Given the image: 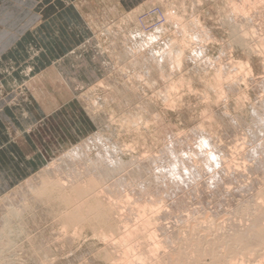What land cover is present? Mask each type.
I'll list each match as a JSON object with an SVG mask.
<instances>
[{
    "label": "rangeland",
    "instance_id": "obj_1",
    "mask_svg": "<svg viewBox=\"0 0 264 264\" xmlns=\"http://www.w3.org/2000/svg\"><path fill=\"white\" fill-rule=\"evenodd\" d=\"M112 1L113 0H87V2L84 1L83 3L81 2L80 4H77L76 7L79 6V8L81 9V12L84 14L85 18L87 19V21L85 20V22L76 20L71 14L68 16L67 14H65V12L63 13L64 16H62V14H61L57 19H55L54 25L56 24L58 26L57 23L59 21L61 22L60 23L61 28L59 29V31L55 30V34L57 36H59V39L64 43V45L66 44V41L64 38H62V36L67 35L66 34V32H67L71 38H74L76 40H80V41L89 40L85 43L86 47L84 45L81 47V49H80L81 51L85 52L87 50V48L88 49L93 48V47L90 48L88 46L93 45V46H95L94 50L99 52L101 55L104 56L103 67H104L105 75L103 76V78L100 81H98L94 85L80 91L81 93L78 94V96L75 100L76 104L68 108V113H70L72 115V118L69 116L67 118L66 124L64 126L63 138L58 139V141L44 140L41 143V145L38 148V156H39L40 160H43V163L38 165V163L35 162L37 160L35 156L20 155L18 157L12 150L7 153L8 156L13 161L20 162L19 163L20 165L16 170L18 171L19 168L22 167L23 172L28 173L29 176L24 180H22V178H20L14 182H9V184H13V183H16L17 181H19L15 185L11 186V188L4 193H1L2 191L0 190V264H117V263L118 264L119 263L120 264L121 263L122 264H128V263L129 264H135V263L136 264H140V263L141 264H150V263H153V261L156 262L157 264H160V262L158 263L160 258H162L164 255H167L171 252V249H170V247L172 248L171 244L166 243V242H169L168 238L170 236L168 234H170V233L173 234L174 231H176V230L178 231L179 229H183V228L186 229L188 227L187 225L190 223L189 220L192 219V218H190V216L185 217L184 215H188V214L190 215L191 211L193 214L195 211L196 216H192V214H191V217L195 218V217H198L199 215L201 216L202 214L204 215L206 213L207 216L209 215L208 216L209 220H206L207 218L205 219L206 223L208 221L209 222L211 221L212 217H210V216H212L213 213H215L214 217L215 216L219 217L221 215L222 217H220L219 220L216 217L215 218L217 220L213 218L215 223H214V221L211 223L208 222L207 224H209V225L207 226V224H206V226L204 228V232L202 231L203 233H201L202 235L205 234L206 236L209 233L207 236L208 240L211 239V236H212V239L216 240L217 237H219L223 234H226L225 233L226 230L233 229V225H228V224H227L228 226H225V228H224V224L226 225V221L228 220L227 218L229 217V214H228L230 212L229 210L234 211V210L238 209L243 204L245 205L246 204L245 201H247V200L252 201V202H256V205L260 204V201L261 202L264 201L262 198L263 197L262 193H264L263 192L264 180H262L263 177H261V176H264V173H263L264 162L262 163V161H264V153L259 154L258 153L259 150H257L259 148L260 149L262 148V151L264 150V148H263L264 147L263 146L264 145V119H263L264 118V102H263L264 101V96H263L264 95V91H263L264 90V81H263L264 80V52H263L264 51V43L261 42L262 40L264 41V38H263V36H264V0H249L247 2H245V0H145L140 5L132 6L130 8H127V10H124V9L120 10L119 7L114 2L112 3ZM233 2H237L238 5L242 4L246 8H248V13H249V15H251L249 17V20H251L252 16H253V19L251 20L252 22L249 21V24H250V28H252V31L254 32L253 35L254 34L255 35L254 36L252 35L251 38H250V35L248 36L249 42L253 43L252 45H251V43L248 44L247 45L248 48L246 45H241L238 42H236V40L233 36V33H232V26H234V28L239 27L240 26L239 20H241L240 18H243L241 16V14H243L242 12H240V13L237 12V14H236V13H233L231 11V8L233 7L232 6ZM92 3H94V4H92ZM238 14H240L239 15L240 18H239V16H236ZM234 16L238 17L237 18L238 21ZM256 18L258 21L256 20ZM227 20H229V21H227ZM253 21H257V22L255 23ZM228 22H230V23H228ZM229 24H231V25H229ZM255 26H256V28H255ZM261 27H262V29H261ZM62 28H64L66 30V32H63ZM262 34H263V36H262ZM70 37H67V38L70 39ZM252 40H253V42H252ZM171 41L172 42L174 41L175 51L176 52L180 51L182 54V58H179L177 53L172 54L174 56H171V57H170V53L168 54L167 48H171L173 45V43ZM256 46L258 48H256ZM261 47L263 48V50ZM249 48H251L252 50L255 49L256 51L254 50L255 52L254 51L251 52L252 50L251 49L249 50ZM258 49H259V51H258ZM248 50L250 53L248 52ZM35 51H36V49H35ZM43 51H44V49H43ZM257 51L261 55L257 54ZM166 53H167V55H166ZM161 55L163 57L162 59H160ZM35 57H34V59H35ZM28 62H32V58L29 60L26 59V62L22 63L21 65L18 63V64H14L13 66L6 67L5 69H8L9 71L5 72L4 75L7 77L4 81H0V84L2 83L4 86L5 83H7V82L11 83L10 81L15 79L17 76L20 75L19 73H21L22 69L24 68V66L27 65ZM31 64L34 66L35 65L34 61ZM240 64H243L242 66L246 69L242 70V67ZM248 65H249L250 69H247ZM1 66L3 67V65H1ZM238 69L241 70V72L238 71ZM251 70H252L253 76H252ZM246 71H248V72H246ZM1 72H4V68H0V73ZM34 72L37 73V70H35ZM238 72H239V74H237ZM242 72H243V74H241ZM244 73H246V75ZM247 73L249 76L247 75ZM220 74H221V76H220ZM222 75L223 76L229 75V76L228 77L224 76V78H223ZM35 76H36V74H35ZM236 76H238V77L236 78ZM251 77H253V78H251ZM245 78H246V81L244 82ZM221 80H224V81H221ZM241 80H242V82H241ZM20 81H22V79ZM20 81H18V82L16 81L17 83L13 82L14 83V84H12L13 86L11 84L9 86L5 85L7 88H6V91L4 93H2V89L0 88L1 96H3L4 99H5L6 93H8L10 90H12L11 89L12 87H13V89L18 88L17 90L19 91V93H21V95L24 96L23 98H21L19 100L13 101L11 103V106H15V107H11V108L20 107L21 104L23 103V99H25V97H29V89H28L29 85H28V88L23 89L22 88L23 86L20 83ZM220 81L222 82V84ZM255 81H256L257 85L256 84L253 85L255 83ZM251 82H252V85H251ZM219 84H221V85H219ZM33 87H35V84H33ZM172 87L175 88L173 91H172ZM219 87H220V89H219ZM7 89H8V92H7ZM256 89H258V90H256ZM219 90H220V92H219ZM226 92H227V95H226ZM259 92H260V94H263V95H261L263 97H261L260 94H258ZM219 95H221L223 98ZM259 99L260 100L262 99V101H260ZM219 100H221V101H219ZM258 102H259V104H258ZM256 103L258 104L259 107L256 106L257 105ZM260 103H261V105H260ZM260 106H261V112L258 109V108H260ZM257 111H258V113L256 114L255 112H257ZM224 112H226V113H224ZM256 116H259V117L263 116V117L262 118L258 117V119H257L258 121H257L255 119ZM235 117L237 118V120ZM231 120H234V122L232 123ZM238 121H240L241 123H239ZM252 121H253V123H252ZM235 122H236V124H235ZM237 124H239V125H237ZM241 124H243V125L241 126ZM251 124H252V126H251ZM1 125L3 127V124H1ZM235 125H237V126H235ZM258 125L259 126L261 125V126L259 127ZM238 126L239 127L241 126L243 128H239ZM43 127L46 131H49L51 129V123L49 122L48 119H43L39 122H35L31 126V128H32L31 134L36 131V132H38L37 136L41 138V132L40 131L43 129ZM54 127H55V129L58 128L57 131H59V129L62 127V125L57 123V125H55ZM199 127L203 128V129H200ZM235 127H236V129H235L236 131L234 130ZM247 127L249 128V134H251V135L253 134L252 135L253 138L249 137L251 135L248 134V131H247L248 128ZM256 127H258L259 129L261 127L263 128V129L262 128L260 129L261 133L258 132L259 129L258 128L256 129ZM240 129L241 130L243 129V130L241 131ZM252 129H253V131H252ZM261 130L263 131V133ZM7 131L10 133V129ZM208 132H210V133L208 134ZM246 132H247V134H246ZM256 132H258L257 133L258 136L256 135ZM206 133H207V135H206ZM227 133H229V134H227ZM27 134L24 135V138L27 137ZM212 134H213V136H212ZM209 135H211V137ZM238 135L240 136V138ZM186 136H188V137H186ZM196 136H197V138H196ZM231 136H232V139H231ZM209 137L211 140V146H209L208 144L205 143V138L209 139ZM212 137L215 139H213ZM237 137L239 140H237ZM10 138H11V136H10ZM40 138H38V139L41 141ZM181 138H182V140H183V138H185L184 141H182ZM194 138L198 141V144H197V141L194 140ZM203 138H204V140H203ZM257 138L259 140H257ZM217 139L219 142L218 144H216ZM240 139L242 141H240ZM215 140H216V142H215ZM89 141H91L93 145H90L91 143L89 144ZM232 141L235 145L237 144L236 145L237 148L235 145H233ZM234 141H236V142H234ZM237 141H238V143H237ZM83 142L90 145V147L88 145L86 152H88L89 157L90 158L92 157V159H97L100 153L105 154L106 151L108 150V147H111L112 152L114 154V157L118 158L119 160L123 161L124 163H126V162L130 163V165L125 164L129 168L132 166L131 162H133V161H135L138 164L142 163V161L144 162V160L146 162L151 160L150 162H152V163L154 161V165L157 163V165H155L156 168L153 167V169L157 172H155V171L154 172L155 173H159V172L163 173L165 176L164 180H168L169 182H166L165 184H163L164 185V186L162 185L163 187L160 186L162 188V190H161V188H159V190L154 189L155 192L156 191H157V193L160 192V194H158V195H156L157 193L155 194L153 190H149L151 194H149L148 196L151 197L152 199H154L152 201L151 198L149 199V197H147V196H146L147 198L144 197V195H147L146 193H149V191L147 192L146 190H144V192L146 191V193L144 194L143 190H141V189L134 191V189L131 190V188H129L130 189L129 190L128 188L125 187V188H121L118 190L117 188L114 187L115 184L113 185V183L118 182V180L121 181V179L122 180L126 179L125 177L128 174L127 172L124 174H121V175L119 174V175L115 176L113 179L106 180V182L104 184L105 185L104 186V188H105L104 192L106 191V187H109V188H107V190H109L110 192L106 191V193H111V196L114 195V196H112V199H113V203H115V205H117V204L120 205L117 202H118V199H119V201L121 200L120 201L121 205L119 206L120 209H118V210H119V212H121V214L122 213L123 214L121 215L117 212L116 213L117 215L115 214L114 217L116 216L117 220L120 219V221L121 220L122 221L121 222L118 221L119 223L115 222V221H117L115 218V220L112 222L113 224L111 225V227H113V228H110V225H109L110 223H109L108 224L109 226L108 225L105 226L108 229L106 230L105 227L103 226L101 228V231L98 230V228H100L101 225L96 223L97 221H94L95 223H93V224H96L98 227H96V225L92 226L93 224L91 222H88V224L86 223L87 225L85 223L83 225H81L85 229L83 227H81V228L79 227L80 228V229L78 228L79 230L76 228V230H78V231L74 230V228L72 226L65 227V221L63 222L64 218L61 217V214L63 212H65L66 210H68L67 208H70L69 206L71 203H68V202H65L64 200H61L60 196L56 192L47 191V193L44 196H39L40 199L32 198L29 201H26V202L24 201L23 204H19V202H17L20 200V198L23 194H25L24 198H26L27 193L29 191H31V189H32L29 187L30 190H28L26 192V188H25L26 185L25 184L28 181H29L28 184L33 182L34 178L38 174L40 175L42 171H43L42 175L34 181V184L36 185V187H38L40 185L41 180H45V179L49 178L50 176L53 177V180L59 178L62 175V171L61 170L55 171V169L57 166H61L63 164L59 163L54 168H48V167L50 166V164L52 162L57 161V159L59 157H61L65 153H67L71 148H73V147H75V146H77ZM214 142H215V144H214ZM229 143H231V144H229ZM261 143H262V146H261ZM181 144H183V146ZM222 144H223V146H222ZM230 145H232V146H230ZM168 146H169V148H168ZM240 146H242V147L244 146L243 148L246 150L242 149V147H240ZM217 147H219V148H217ZM230 147H233V148H230ZM165 148H167L168 150H165ZM200 148L202 150H200ZM214 148L217 150L219 149L218 152H220V155L228 154V155L224 156L226 159L224 157H223V159H221V160H223L222 163H224L225 165L222 164L220 161L216 165L213 164L214 165V167H213V165H210V164L206 163V161H204L209 155L208 151H210L211 149H213V151H217ZM224 148L225 149L228 148V149L225 150ZM235 149H238V151ZM253 149L256 150L255 152H257L256 155L258 157L254 156L255 152L253 153V155L249 153V151L253 152L254 151ZM162 150H165L166 152L169 150L170 151L166 153L165 151H162ZM172 150H174V153H172ZM176 150H178V151H176ZM186 150H188L189 152ZM220 150L226 154H223ZM228 150H229V152H228ZM242 150L244 152H241ZM196 151H198V152H196ZM183 152H184V156L182 154ZM19 153L23 154L22 152H19ZM164 153H166V154L164 155ZM180 153L182 154L181 156H180ZM190 153H191V155L192 154L193 155L191 156ZM205 153H207L208 155H206ZM230 153L232 156L229 155ZM246 153H248V154H246ZM155 154H156V157H155ZM200 154H202V155H200ZM233 154H235V155H233ZM175 155H179L180 157H182V159L184 158L183 164L185 162V164H184L185 167H184V165H180V166H178V168H179L178 169L174 165L173 162H169L171 159V158H169V156L174 157ZM188 155H190L191 158L196 157L197 159H200L202 161V163L200 160L196 161V158L195 159L192 158V162L195 165V167H194L193 163L191 162V159H189ZM199 155L201 158L198 157ZM203 155H204V157H203ZM260 155L263 157H261ZM135 156H137V157H135ZM144 156L145 157L149 156V157L145 158ZM185 156L188 158H186ZM233 156H235V157H233ZM236 156H237V158H236ZM248 156H249V158H248ZM253 156L256 157L255 161H254ZM138 157L142 158V159H139ZM162 157H163V159H162ZM230 157H232V158H230ZM239 157H241V158H239ZM158 158H161V160ZM229 158H230V160H229ZM155 159H157V160H155ZM249 159H252V160L249 161ZM260 159H262V160L260 161ZM167 160H169V161L166 162ZM228 160H229L230 164L233 163L231 165L232 167L229 166L230 164H229ZM159 161H160V163H159ZM162 161L164 164L162 163ZM194 161H196V162H194ZM198 161H199V163H198ZM239 161H240V164H238ZM247 162H251V163L255 162V164L253 166V163L251 164V163H247ZM257 162H258V164H257ZM260 162L263 165L262 164L260 165ZM165 163H167V164H165ZM171 163H172V165H171ZM241 163H243L244 166H242ZM245 163H247L248 165L247 164L245 165ZM15 164H18V163H15ZM162 164H163V166H162ZM196 164H199V166H201V168L203 166V170L204 169H208V170L203 171ZM221 164H222V167L224 166L223 168L221 167ZM164 165H166V166L164 167ZM186 165L190 166V167L188 168ZM217 165H218V167H217ZM236 165L237 166L240 165L238 167L241 170L238 167L233 168V166L236 167ZM168 166H169V170H168ZM210 166L215 168L214 171L211 170L212 167L210 168ZM258 166H260L261 168ZM174 167H176V168H174ZM226 167L228 170L226 169ZM247 167H249V168H247ZM157 168L158 169L161 168V170L158 171ZM195 168L196 169L200 168V169H197V171H198V173L200 171L199 175L204 177L205 179L198 176V173H197ZM232 168L234 170H232ZM246 168H247L248 173L246 171ZM250 168L252 170L255 169V171H260V172L257 173V172L252 171V173H251ZM258 168H259V170H258ZM176 169H177V171H176ZM216 169L217 170L219 169V170L217 171ZM243 169H244V173H243ZM170 170L172 171L171 173H170ZM183 170H185V171H183ZM181 171H183V172H181ZM189 171H191V174ZM194 171H195L196 175H195ZM205 171H206V173H205ZM210 171H212V174H208ZM225 172H227V173H225ZM231 172H232V174H231ZM237 172H239V173H237ZM174 173H176L177 175ZM181 173L186 174V175L179 176V174L182 175ZM201 173H202V175H201ZM203 173H205V174L203 175ZM235 173H237V175L239 177L241 175V180L239 177L236 176ZM240 173H242V174H240ZM233 174H235L234 177H233ZM188 175L189 176L192 175L193 179H192V177H190V179H188L187 178V177H189ZM221 175H223V176H221ZM185 176H187V177L185 178ZM219 176H220V178H219ZM194 177H197V178H195L197 180H195ZM180 178H182V179H180ZM183 178H185L184 180H190L193 183L195 182L198 185H196L194 183V185H193L194 188H193L192 183L190 181L183 184L185 182L183 180ZM210 178H211V181L209 180ZM235 178H237V179H235ZM198 179L202 180V181H199ZM225 179H227V180L229 179V180L226 181ZM234 179H235V181H234ZM111 180H113V181H111ZM170 180H171V182H170ZM206 180H207V182H206ZM232 180H233V182H232ZM238 180L240 181L241 184L239 182L238 183L236 182ZM259 181H261V183ZM216 182H217V184H216ZM229 182H231V183H229ZM258 182H259V184H258ZM106 183L108 185H106ZM172 183H175V184H172ZM3 184H4L3 182H0V187H2ZM111 185H113V186H111ZM206 185H209L211 187V189L209 186H206ZM220 185H222V186H220ZM165 186L167 189L165 188ZM171 187H173V188H171ZM181 187H183L182 188L183 190H181ZM196 187L197 188L201 187V188L196 189ZM203 187H204V190H202ZM225 187L227 189L228 188H230V189L227 190ZM48 188L49 187H47L46 189L40 190V191H36L34 189V193L44 194V192L46 190H48ZM214 188H215V190L216 189L219 190L218 192L221 194H219V193L217 194V191H215ZM113 189L116 190V192H114ZM125 189H127V190H125ZM171 189H174V190L172 191ZM187 189H190V190H187ZM192 189L193 190L195 189V191H193ZM200 189H201V191H200ZM209 189L211 191H209ZM224 189H226V190H224ZM179 190H180V192L183 191V193L182 192L180 193ZM197 190H199V191H197ZM220 190L222 192H220ZM121 191H123L122 194H121ZM161 191L163 193H161ZM175 191H176V193H175ZM208 191H209V193L207 195ZM20 192H23L22 195H20ZM166 192H168V193H166ZM188 192L189 193L192 192V193H190L191 196L187 198L186 193L188 194ZM197 192H200L201 193L200 195L203 198H200L201 196L198 195ZM211 192L214 194H212ZM227 192H229V193H227ZM230 192H232L234 195L231 194ZM259 192H261V193H259ZM112 193H115V194L117 193L116 194L117 196L115 194H112ZM125 193H127V194H125ZM128 193L129 194L131 193V195H129ZM195 193H196V195H194ZM142 194H144L143 197H142ZM190 194H188V196ZM192 194H193V196H192ZM223 194H225V195H223ZM229 194H230V196H229ZM259 194L261 197L259 196ZM118 195H120V196H118ZM121 195L125 196L124 197L125 199ZM153 195H154V197H153ZM159 195H162V196H159ZM203 195L204 196L206 195V196L204 197ZM209 195H210V197H209ZM213 195H215V196H213ZM218 195H220V199H219V197H217ZM221 195L223 196V199H221L222 198ZM232 195H233L232 199H234V200L230 199ZM132 196L136 197L137 200H135ZM238 196H240V197L238 198ZM128 197H130L129 201L127 200ZM155 197H156V199L159 198V199H157L158 202L157 201L155 202ZM162 197H164V199H167V200H165L166 203L164 202ZM180 197H181V199H180ZM183 197H184V199L186 198L185 203H184ZM13 198H15V199H13ZM143 198L146 201L149 199L147 202H149V203L151 202V203H153V205L155 204L156 207L160 206L161 204H162V206L163 205H165V206H163V207L160 206L161 209H160V207H158V209L156 207H154L153 210H150V211L147 210L149 213L148 212L143 213V215L145 217H142V214L139 210H140V207L145 204L144 202H146L145 200H142ZM175 198H177V199H175ZM189 198H191V199H189ZM195 198L197 199V201L199 200L200 202L195 201ZM228 198L231 201H229ZM261 198H262V200H260ZM202 199L203 200L205 199V200L203 201ZM5 200H8V204H10L11 202H13V204H19L17 206L19 208L23 207L26 204H27L26 206H28L27 207L28 210L25 211L26 213H24L23 218L20 221V224L22 223V225L25 226L26 232H25V234L21 235L19 238L15 237V235L13 234V231L10 227V223L8 221V215H9V212L11 210V208H10L11 205L4 206L3 203ZM114 200H115V202H114ZM134 200H135L134 203L137 202V205L136 204L132 205ZM171 200H172V202H171ZM188 200H190V201H188ZM220 200L221 201L224 200V202L222 201L223 205H225V206H223V208L221 207L222 202ZM236 200H239L237 202L241 203L242 205L239 203H236ZM243 200H244V202H243ZM126 201L131 202V204H129V203L127 204ZM138 201H140V204H138ZM141 201H142V203H141ZM159 201H160V204H158ZM186 201L189 203V206H187L188 204ZM232 201H233L234 207H233V204L231 205V203H230ZM20 202H22V201H20ZM122 202L125 204H123ZM169 202H171V203H169ZM202 202H203V204H202ZM209 202H211V203H209ZM215 202H217V203H215ZM66 203H68V207L66 206ZM179 203H181V204H179ZM183 203H184V205H183V207H181ZM200 203H201V205H200ZM206 203H207V205H206ZM227 203H228V206H229V204L231 205L230 208L227 206ZM172 204L176 207L178 206L177 208L179 210L176 207L174 209V206ZM185 204H186L188 209L190 208V210H186ZM126 205H128V206H126ZM168 205L169 206L171 205L170 208ZM199 205H200V207L203 205L204 207L203 206L202 207L204 209L202 207H201L202 209H200ZM219 205H220V207H218ZM193 206L196 207L197 209H195ZM213 206H214V208H213ZM164 207L169 210V214H168L167 209L165 210L167 212L165 214L163 213V211L165 209ZM172 207L174 210L171 209ZM224 207H227V210L229 209L228 210L229 212L226 209H224ZM235 207H237V208H235ZM121 208H123V209L121 210ZM124 208H126V209H124ZM130 208H132V209H130ZM134 208H136L135 212H134ZM138 208H139V210H137ZM4 209L6 210V212L4 211ZM192 209H194V210H192ZM131 210H132V212H131ZM155 210L159 211L158 212L159 215ZM160 210H161V212H160ZM182 210L184 213L182 212ZM184 210H186L187 213ZM196 210H199V211H196ZM223 210H225V212ZM174 211H177L178 213L177 212L175 213ZM211 211H212V213H211ZM226 211L228 213H226ZM129 212L131 214H129ZM136 212H138L137 216L134 217V215H136ZM155 212L157 213V215L161 219V220L158 219L160 222L159 224H158V221L156 219L159 217L156 216ZM179 212L182 215V217H184L182 219L180 218L181 221L184 219V221L182 223L183 224L185 223L186 225L181 226L182 223L179 219V216L181 217V215L179 214ZM188 212H190V213H188ZM197 212L199 213L198 215H197ZM132 213H133V218L134 219L138 218L137 220H134L133 218H131ZM216 213L218 215H216ZM222 213H223L224 217H223ZM140 214H141V216L139 217L138 215H140ZM150 214H152V215H150ZM162 214H164V215H162ZM174 214L175 215L177 214V215L174 216ZM195 214H193V215H195ZM169 215H170V217H168ZM247 215L249 217H253L254 211L252 208H249L246 211V213H245L246 218H247ZM128 216L129 217L131 216V217L128 218ZM152 216H153V218H152ZM164 216H166V217L164 218ZM171 216H174L173 218H176L178 216L175 219V223L178 222V219L180 222H178L176 224L174 223L175 225H172L173 223L170 224L171 223L170 222ZM225 216H226V218H225ZM62 218H63V220H62ZM141 218H145V219H142L143 220L142 221ZM167 218L169 220H167ZM173 218L171 220L172 222H174ZM185 218H188V220ZM223 218H225V219H223ZM133 220H134V222H133ZM139 220H141L140 221L141 223L139 222ZM147 220H149V221H147ZM150 220H151V223L153 221L152 225H150ZM163 220L164 221L166 220L168 222L167 225L170 224L169 225L170 229H168L169 226L165 227L167 225L165 224L166 222L162 223ZM185 220L188 224L185 222ZM135 221L139 222L138 225H134ZM217 221H219L218 224H217ZM123 222H124V224H123ZM144 222H146V224L148 223L152 227H147L149 225H145ZM155 222H157L158 225ZM90 223L92 225H90ZM117 223H118V225L116 227L113 226V225H116ZM127 223L129 226L127 225ZM132 223H133V225H132ZM17 224H18V222H17ZM136 224H137V222H136ZM153 224H155V225H153ZM243 224L245 225L246 222H243ZM124 225L126 226L127 229L125 228ZM141 225H142V228H141L142 230L145 228L144 229L145 231H143L145 235H143L142 230H139ZM159 225H160V227H159ZM219 225H221L222 227ZM121 226L124 228L122 229ZM175 226H176V228L174 229ZM135 227L136 228L138 227L137 231H136ZM146 227H147V229H146ZM158 227L160 229L163 227L164 228L162 230H158L159 229ZM213 227H214V229H211ZM166 228L168 229V233H167V231L164 232L165 230H167ZM111 229L115 230L114 233H112L113 231H110ZM215 229H217L218 231ZM125 230H127V231H125ZM138 230H139V232H141V235L138 234ZM211 230L214 231V234L217 231L215 234V237H213L214 234L213 235L211 234V232H212ZM98 231H100L103 234H100V232H98ZM106 231H108V234L111 235L108 237L109 239L108 238L105 239L103 236L104 234H107ZM130 231H136L135 235H137V236L135 238V235H134L133 238L137 239V241L139 240V242H142L143 239H144L145 243H147L148 240H150V241L147 244H144V242H142L143 244L142 243L139 244V242H137V241L130 243V241H129L130 244L129 243H127L128 245L126 244L129 247L124 246V244L122 242L121 243L123 245L120 242L118 243L117 240L120 239L122 241L121 235L123 236V234L130 233ZM160 231H161V233H160ZM222 231H224V233H222ZM74 232H77V233H74ZM164 233H165V236H164ZM74 234H76V235H74ZM99 234H100V236H99ZM113 234L115 235L116 238L114 237ZM146 234H148V235L149 234L150 235L156 234L155 235L156 237H153L156 240L145 239ZM158 234H160V235L158 236ZM210 234H211V236H210ZM143 236H144V238H143ZM140 237H141V239H140ZM162 237H163V239H162ZM115 241L117 242L118 245L116 244ZM155 241L157 244L155 243ZM159 242H160V245H159ZM163 242L165 244H163ZM152 243H154V244H152ZM112 244H115L114 245L115 247H113ZM132 244L134 246H130ZM161 244L166 245L167 247L163 246ZM121 245H122V247H121ZM155 245H157L159 247L158 248L159 251H161V249H162L161 253L154 247ZM161 246H162V248H160ZM118 247H120V248H118ZM134 247H137L138 250L135 249ZM165 247L167 248V250ZM123 248L125 249L124 251L122 250ZM129 248L130 249L133 248L134 251H140V250H143L146 248L145 250H147V251L144 250L143 253L141 251L135 252L136 254H134V255H136L137 256L136 257L132 254L134 251L130 250ZM113 249H115V250H113ZM126 249L127 250L129 249L130 251H133V252L128 251L129 252L128 253L126 251ZM164 249L166 251H168L167 254L164 251ZM122 251H123V253H122ZM147 252H149V253H147ZM158 252H159V254H158ZM243 252H245V253L249 252L248 253L249 255L256 253V251L253 249L252 250L244 249ZM126 253L128 255L129 254H131V255L128 256ZM150 253L153 257L150 255ZM155 253H156V255H155ZM142 254H146V256H143ZM154 255L156 257L158 255V257H160V258H156V257H154ZM131 257H134L135 263L132 262L133 258H131ZM138 257H139V259H138ZM147 257H150V258H147ZM122 258H124L125 260ZM130 258H131V260H129ZM153 258H154V260H153ZM243 258L245 259L246 256ZM121 259H122V261H121ZM126 259H128V260H126ZM156 259H158V261ZM255 259H256V262L255 263L252 262V264H257V263L261 264V261H264V250L261 252L260 255L258 252L256 254ZM139 260H141V261H139ZM148 262H150V263H148ZM204 262H205L204 264L212 263V261L209 257H207L206 260H204ZM156 263H154V264H156Z\"/></svg>",
    "mask_w": 264,
    "mask_h": 264
},
{
    "label": "bare ground",
    "instance_id": "obj_2",
    "mask_svg": "<svg viewBox=\"0 0 264 264\" xmlns=\"http://www.w3.org/2000/svg\"><path fill=\"white\" fill-rule=\"evenodd\" d=\"M247 1H249V0H245V2H247ZM231 3V2H230ZM232 8H231V11L233 12V13H236L237 14V12L238 13H240V12H242L243 14H241V16L243 17V18H240V14H238V15H236V16H239V18L241 19V20H239V24H240V26L239 27H237V28H234V26H232V33H233V36H234V38H235V40H236V42H238L239 44H241V45H248V44H250L251 42H249V40H248V36L250 35V38H251V36L253 35V31H252V28H250V24H249V21H251L252 19H253V16H252V19L251 20H249V17L251 16V15H249V13H248V8H246L244 5H242V4H240V5H238V3L237 2H233V4H232ZM231 12V13H232ZM258 16V15H257ZM260 16V15H259ZM232 17V16H231ZM235 17V16H234ZM255 17V16H254ZM236 19L238 18V17H235ZM234 19V18H233ZM232 19V20H233ZM235 19V20H236ZM255 19V18H254ZM231 20V19H230ZM256 20H257V18H256ZM227 21H229V20H227ZM237 21H238V19H237ZM258 21V20H257ZM257 21H253V22H257ZM231 22V21H230ZM230 22H228V23H230ZM252 22V21H251ZM250 22V23H251ZM237 24V23H236ZM229 25H231V24H229ZM258 26V25H257ZM262 26V25H261ZM254 28V27H253ZM255 28H256V26H255ZM261 29H262V27H261ZM231 30V29H230ZM254 30V29H253ZM261 31V30H260ZM262 32V31H261ZM260 33V32H259ZM255 35V34H254ZM253 35V36H254ZM259 36V35H258ZM261 36V35H260ZM262 36H263V34H262ZM254 38V37H253ZM263 38H264V36H263ZM251 40V39H250ZM259 40V39H258ZM172 42V41H171ZM234 42V41H233ZM235 42V43H236ZM249 42V43H248ZM252 42H253V40H252ZM262 43H264V41L262 40L261 41ZM173 43V45H172V47L171 48H167L168 49V54L170 53V57L171 56H174V55H172V54H176L177 53V55H178V57L179 58H182V54H181V52L180 51H175V48H174V41L172 42ZM184 43V42H183ZM182 43V44H183ZM257 43V42H256ZM253 43H251V45H252ZM250 45V46H251ZM262 45V44H261ZM170 46V45H169ZM239 46V45H238ZM255 46V45H254ZM259 46V45H258ZM245 47V46H244ZM263 47V46H262ZM261 47V48H262ZM247 48H248V46H247ZM254 48V47H253ZM256 48H258L257 46H256ZM251 48H249V50H250ZM260 49V48H259ZM259 49H258V51H259ZM249 50H248V52H249ZM252 50V49H251ZM255 50V49H254ZM254 50H252L251 52H253ZM262 50H263V48H262ZM256 51V50H255ZM254 51V52H255ZM258 51H257V54H259L258 53ZM261 52V51H260ZM264 52V51H263ZM136 53V52H135ZM165 53V52H164ZM250 53V52H249ZM166 55H167V53H166ZM249 55V54H248ZM259 55H261V54H259ZM160 56V55H159ZM263 56V55H262ZM163 57H162V55H161V57H160V59H162ZM169 58V57H168ZM167 58V59H168ZM195 60V59H194ZM234 61V60H233ZM33 62V61H32ZM32 62H28L27 63V65L26 66H24V68L22 69V71H21V73H19L20 75L19 76H17L15 79H13V80H11L10 82L11 83H5V85L6 86H9L10 84L12 85V84H14L16 81L18 82V81H20L21 79H24V78H27L28 76H30V78H34V76H35V70H32L33 69V65L31 64ZM136 62V61H135ZM241 65V67H242V70H245L246 68H244L242 65L243 64H240ZM246 67V66H245ZM240 68V67H239ZM247 69H250V67H249V65H248V68ZM238 71H240L241 72V70H239L238 69ZM249 71V70H248ZM248 71H246V72H248ZM244 72V71H243ZM243 72L241 73V74H243ZM251 73H252V70H251ZM152 74V73H151ZM237 74H239V72L237 73ZM245 75H246V73H244ZM250 74V73H249ZM244 75V76H245ZM247 75H248V73H247ZM220 76H221V74H220ZM223 76V75H222ZM224 76H226V77H228L227 75H224ZM224 76H223V78H224ZM239 76V75H238ZM238 76H236V78L238 77ZM243 76V77H244ZM249 76V75H248ZM252 76H253V73H252ZM183 77V76H182ZM246 77V76H245ZM263 77V76H262ZM217 78V77H216ZM221 78V77H220ZM241 78V77H240ZM249 78V77H248ZM251 78H253V77H251ZM250 78V79H251ZM31 79V80H32ZM31 80H29L28 81V83H27V81L25 80V81H20V83L22 84V88L24 89V88H27L28 87V85L30 84V82H31ZM226 80V79H225ZM228 80V79H227ZM230 80V79H229ZM255 80V79H254ZM221 81H224V80H221ZM220 81V82H221ZM236 81V80H235ZM246 81V78H245V80H244V82ZM248 81V80H247ZM264 81V80H263ZM14 82V83H13ZM16 82V83H17ZM219 82V83H220ZM241 82H242V80H241ZM27 83V84H26ZM147 83V82H146ZM224 83V82H223ZM249 83V82H248ZM254 83V82H253ZM261 83V82H260ZM32 84V83H31ZM115 84V83H114ZM145 84V83H144ZM221 84H222V82H221ZM221 84H219V85H221ZM256 84V81H255V83L253 84V85H255ZM259 84V83H258ZM3 86V84L1 83L0 84V88L2 89V93H4L5 91H6V86ZM251 85H252V82H251ZM257 85V84H256ZM260 85V84H259ZM13 86V85H12ZM11 86V87H12ZM146 86V85H145ZM228 86V85H227ZM263 86V85H262ZM20 87V86H19ZM147 87V86H146ZM191 87V86H190ZM257 87V86H256ZM255 87V88H256ZM259 87V86H258ZM222 88V87H221ZM254 88V89H255ZM9 89V88H8ZM8 89H7V92H8ZM11 89H13V87L11 88ZM18 89V88H17ZM175 88L174 87H172V91L174 90ZM183 89V88H182ZM191 89V88H190ZM189 89V90H190ZM219 89H220V87H219ZM14 90V89H13ZM218 90V89H217ZM256 90H258V89H256ZM260 90V89H259ZM263 90V89H262ZM261 90V91H262ZM191 91V90H190ZM264 91V90H263ZM262 91V92H263ZM219 92H220V90H219ZM223 93V92H222ZM258 94H260V92L258 93ZM223 95V94H222ZM226 95H227V92H226ZM261 95H263V94H260V96ZM219 96H221V95H219ZM264 96V95H263ZM263 96H261V97H263ZM182 97V96H181ZM222 97V96H221ZM225 97V96H224ZM260 97V98H261ZM208 98V97H207ZM223 98V97H222ZM220 99V98H219ZM258 99V98H257ZM260 100V99H259ZM219 101H221V100H219ZM260 101H262V99L260 100ZM264 102V101H263ZM262 103V102H261ZM261 103H260V105H261ZM153 104V103H152ZM257 104V103H256ZM258 104H259V102H258ZM258 104L256 105L257 107H259L258 106ZM255 106V105H254ZM255 108V107H254ZM147 109V108H146ZM257 109V108H256ZM259 109V111L261 112V106H260V108H258ZM255 110V109H254ZM263 110V109H262ZM256 111V110H255ZM139 113V112H138ZM224 113H226V112H224ZM256 114L258 113V111L257 112H255ZM263 113V112H262ZM258 117L259 116H256L255 117V119L257 120L258 119ZM261 118L263 117V116H260ZM259 117V118H260ZM236 118V117H235ZM234 118V119H235ZM254 118V117H253ZM264 119V118H263ZM236 120H237V118H236ZM253 120V119H252ZM232 121V123L234 122V120H231ZM254 121V120H253ZM253 121H252V123H253ZM258 121V120H257ZM237 122V121H236ZM236 122H235V124H236ZM239 123H241L240 121H238ZM260 123V122H259ZM233 125V124H232ZM237 125H239V124H237ZM237 125H235V126H237ZM243 124H241V126H242ZM262 125V124H261ZM260 125V126H261ZM239 127V128H243V127ZM251 126H252V124H251ZM250 126V127H251ZM254 126V125H253ZM259 126V125H258ZM259 126V127H260ZM234 127V126H233ZM255 127V126H254ZM200 128V127H199ZM198 128V129H199ZM245 128V127H244ZM248 128V127H247ZM258 127H256V129H257ZM262 128V127H261ZM260 128V129H261ZM200 129H203V128H200ZM199 129V130H200ZM236 129V127L234 128V130ZM238 129V128H237ZM259 129V128H258ZM260 129H259V131L258 132H260ZM263 129V128H262ZM241 130V129H240ZM243 130V129H242ZM241 130V131H242ZM247 130V129H246ZM255 130V129H254ZM203 131V130H202ZM201 131V132H202ZM236 131V130H235ZM248 134H249V128H248ZM252 131H253V129H252ZM257 131V130H256ZM262 131V130H261ZM200 132V133H201ZM205 132V131H204ZM239 132V131H238ZM258 132H256V135L258 136ZM198 133V132H197ZM199 133V134H200ZM210 132H208V134H209ZM253 133V132H252ZM261 133V132H260ZM262 133H263V131H262ZM203 134V133H202ZM205 134V133H204ZM218 134V133H217ZM227 134H229V133H227ZM246 134H247V132H246ZM182 135V134H181ZM186 135V134H185ZM184 135V136H185ZM193 135V134H192ZM206 135H207V133H206ZM215 135V134H214ZM249 135H251V134H249ZM253 135V134H252ZM252 135L251 136H249V137H252ZM160 136V135H159ZM189 136V135H188ZM188 136H186V137H188ZM199 136V135H198ZM210 137H211V135H209ZM212 136H213V134H212ZM228 136V135H227ZM230 136V135H229ZM239 136V135H238ZM185 137V138H186ZM190 137V136H189ZM193 137V136H192ZM208 137V136H207ZM210 137H209V139L208 138H205V143L206 144H208L209 146H211V140H210ZM215 137V136H214ZM219 137V136H218ZM236 137V136H235ZM234 137V138H235ZM180 138V137H179ZM185 138H183V140H182V138H181V140L182 141H184V139ZM196 138H197V136H196ZM213 138V137H212ZM211 138V139H212ZM220 138V137H219ZM227 138V137H226ZM239 138H240V136H239ZM245 138V137H244ZM253 138V137H252ZM200 139V138H199ZM213 139H215V138H213ZM228 139V138H227ZM231 139H232V136H231ZM194 140L195 141H197L195 138H194ZM193 140V141H194ZM203 140H204V138H203ZM222 140V139H221ZM224 140V139H223ZM226 140V139H225ZM237 140H239L238 139V137H237ZM252 140V139H251ZM250 140V141H251ZM257 140H259L258 138H257ZM174 141V140H173ZM240 141H242L241 139H240ZM263 141V140H262ZM190 142V141H189ZM200 142V141H199ZM215 142H216V140H215ZM215 142H214V144H215ZM224 142V141H223ZM234 142H236V141H234ZM91 143V144H90ZM191 143V142H190ZM202 143V142H201ZM213 143V142H212ZM219 142H218V139H217V143L216 144H218ZM222 143V142H221ZM220 143V144H221ZM232 143H233V141H232ZM237 143H238V141H237ZM241 143V142H240ZM89 144L90 145H93L92 144V142L91 141H89ZM89 144H86L85 142H83V143H81V144H79V145H77V146H75V147H73V148H71L67 153H65L64 155H62L61 157H59L58 159H57V161H54V162H52L51 164H50V166L48 167V168H54L55 166H57L59 163H61V164H63V165H61V166H57L56 167V169H55V171H59V170H61L62 171V175L59 177V178H57V179H54L53 180V177H49V178H47V179H45V180H41V182H40V185L38 186V187H36V185L34 184V181L37 179V178H39L41 175H42V172H41V174L39 175H37L35 178H34V181L33 182H31V183H29L28 184V182L25 184L26 186H25V188H26V192L28 191V190H30L29 189V187L30 188H32L31 189V191H29L28 193H27V195H26V198H24L25 197V194H23L22 195V193L23 192H20V195H22L21 196V198H20V200L19 201H17V202H19V204H23L24 203V201L26 202V201H29L30 199H32V198H36V199H40V197L39 196H44L46 193H47V191H53V192H56L59 196H60V198H61V200H64L65 202H68V203H71L70 204V208H67L68 210H66L65 212H63L62 214H61V217H63L64 218V220H63V218H62V220H63V222L65 221V227H69V226H72L73 228H74V230H76V228L78 229L79 227L81 228V227H83V226H81V225H83L84 223L86 224H88V222H91L92 224L93 223H95L94 221H97L96 223H98V224H100L101 225V227L100 228H98V230H100L101 231V228L104 226H107L109 223V225H110V228H113V227H111V225L113 224L112 222L115 220V218H116V216L114 217V215L118 212L119 214H121V212H119V210L118 209H120L119 208V206L121 205V203H120V201H119V199H118V202L117 203H119L120 205H115V203H113V199H112V196H114V195H112L111 196V193H106V191H109V190H107V188H109V187H106V191L104 192V190H105V188H104V184H105V182H106V180H110V179H113L115 176H117V175H121V174H124V173H128L127 174V176L125 177L126 179H124V180H122L121 179V181H119L118 180V182H116V183H113V185H114V187L115 188H117L118 190L119 189H121V188H131V190L132 189H134V191H136V190H138V189H141V190H143V192H144V190H146L147 192L149 191V190H153L154 191V193L156 194L157 193V191L155 192V190L154 189H158L159 190V188H161V187H163L164 185L163 184H165L166 182H169L168 180H164V174L163 173H161V172H159V173H155V172H157V171H155L154 169H153V167L154 168H156L155 167V165H157V163L154 165V161H153V163L152 162H150V161H148V162H146L144 159L146 158V157H149V156H144L145 158L143 159L144 160V162L142 161V163H136L135 161H133V162H131L132 164V166L129 168V167H127L126 165H130V163H124L123 161H121V160H119L118 158H116V157H114V154H113V152H112V149H111V147H108V150L106 151V153L105 154H99V156H98V158L97 159H92V157L90 158L89 157V155H88V152H86V149L88 148V145ZM95 144V143H94ZM184 144V143H183ZM183 144H181L182 146H183ZM197 144H198V141H197ZM200 144V143H199ZM229 144H231V143H229ZM256 144V143H255ZM90 145H89V147H90ZM170 145V144H169ZM176 145V144H175ZM185 145V144H184ZM190 145V144H189ZM226 145V144H225ZM233 145H235L234 143H233ZM237 145V144H236ZM235 145V146H236ZM111 146V145H110ZM177 146V145H176ZM186 146V145H185ZM219 146V145H218ZM222 146H223V144H222ZM221 146V147H222ZM227 146V145H226ZM230 146H232V145H230ZM239 146V145H238ZM246 146V145H245ZM261 146H262V143H261ZM264 146V145H263ZM188 147V146H187ZM240 147H242V146H240ZM244 147V146H243ZM242 147V149H244ZM158 148V147H157ZM168 148H169V146H168ZM180 148V147H179ZM183 148V147H182ZM192 148V147H191ZM217 148H219V147H217ZM223 148V147H222ZM230 148H233V147H230ZM235 148V147H234ZM236 148H237V146H236ZM254 148V147H253ZM264 148V147H263ZM92 149V148H91ZM162 149V148H161ZM204 149V148H203ZM215 149V148H214ZM225 149V148H224ZM226 149H228V148H226ZM225 149V150H226ZM251 149V148H250ZM165 150H168L167 148H165ZM165 150H162V151H165ZM181 150V149H180ZM179 150V151H180ZM200 150H202L201 148H200ZM208 150V149H207ZM210 150V149H209ZM215 150H217V149H215ZM222 150V149H221ZM220 150V151H221ZM235 150H237L238 151V149H235ZM241 150V149H240ZM244 150H246V149H244ZM252 150V149H251ZM254 150V149H253ZM257 150H261L262 151V148L260 149H257ZM129 151V150H128ZM170 151V150H169ZM169 151H167V152H169ZM176 151H178V150H176ZM186 151H188V150H186ZM185 151V152H186ZM206 151V150H205ZM212 151V152H211ZM219 151V149L217 150V151H213V149H211L210 151H208V154L207 153H205L206 155H208V157L204 160V161H206V163H208V164H210V165H213V164H217V163H219L220 161H221V163H222V161L223 160H221V159H223V157L224 156H226V155H228V154H226V153H223L222 151V153L223 154H226V155H220V152H218ZM224 151V150H223ZM256 150H254L253 152L252 151H249V153L250 154H252L253 155V153L255 152ZM258 151V153L260 154H263L264 152V150L261 152H259ZM104 152V151H103ZM160 152V151H159ZM166 152V151H165ZM166 152V153H167ZM182 152V151H181ZM189 152V151H188ZM192 152V151H191ZM196 152H198V151H196ZM195 152V153H196ZM207 152V151H206ZM228 152H229V150H228ZM227 152V153H228ZM236 152V151H235ZM234 152V153H235ZM241 152H244L243 150L241 151ZM162 153V152H161ZM166 153H164V155L166 154ZM171 153V152H170ZM172 153H174V150H172ZM193 153V152H192ZM200 153V152H199ZM233 153V152H232ZM256 153L257 152H255V154H254V156H256V157H258L257 155H256ZM152 154V153H151ZM160 154V153H159ZM158 154V155H159ZM183 154V156H184V152L182 153ZM181 153H180V156L182 155ZM239 154V153H238ZM246 154H248V153H246ZM249 154V155H250ZM258 154V155H259ZM146 155V154H145ZM153 155V154H152ZM151 155V156H152ZM163 155V154H162ZM163 155V156H164ZM174 155V154H173ZM190 155H191V153H190ZM190 155H188L189 156V159H191V162H192V158H196V157H190ZM193 155V154H192ZM191 155V156H192ZM200 155H202V154H200ZM200 155L198 156V157H200ZM229 155H231V153L229 154ZM233 155H235V154H233ZM93 156V155H92ZM150 156V157H151ZM168 156V155H167ZM179 155H175L174 157H170L169 156V158H171L170 159V161L169 160H167L166 162H173L174 163V165L178 168V166H180V165H184L185 164V162H184V164H183V159H182V157H180ZM187 156V155H186ZM185 156V157H186ZM232 156V155H231ZM240 156V155H239ZM253 156V158H254V161H255V158L256 157H254ZM261 156V155H260ZM95 157V156H94ZM135 157H137V156H135ZM141 157V156H140ZM154 157V156H153ZM155 157H156V154H155ZM158 157V156H157ZM160 157V156H159ZM203 157H204V155H203ZM202 157V158H203ZM206 157V156H205ZM233 157H235V156H233ZM244 157V156H243ZM247 157V156H246ZM252 157V156H251ZM261 157H263V156H261ZM139 158V157H138ZM173 158V159H172ZM186 158H188V157H186ZM201 158V157H200ZM225 158V157H224ZM228 158V157H227ZM230 158H232V157H230ZM230 158H229V160H230ZM236 158H237V156H236ZM239 158H241V157H239ZM248 158H249V156H248ZM139 159H142V158H139ZM148 159V158H147ZM151 159V158H150ZM158 159H160L161 160V158H158ZM162 159H163V157H162ZM168 159V158H167ZM193 159V160H194ZM204 159V158H203ZM226 159V158H225ZM224 159V160H225ZM243 159V158H242ZM246 159V158H245ZM155 160H157V159H155ZM166 160V159H165ZM172 160V161H171ZM186 160V159H185ZM197 160H200V159H197L196 158V161ZM229 160H228V162H229ZM233 160V159H232ZM235 160V159H234ZM240 160V159H239ZM247 160V159H246ZM252 159H249V161H251ZM262 159H260V161H261ZM140 161V160H139ZM196 161H194V162H196ZM201 161V160H200ZM241 161V160H240ZM240 161H239V163L238 164H240ZM135 162V163H134ZM188 162V161H187ZM227 162V163H228ZM235 162V161H234ZM264 161H262V163H263ZM159 163H160V161H159ZM162 163H163V161H162ZM193 163V162H192ZM198 163H199V161H198ZM201 163H202V161H201ZM205 163V162H204ZM226 163V164H227ZM232 163V162H231ZM247 163H251V162H247ZM247 163H245V165L247 164ZM253 163V162H252ZM251 163V164H252ZM261 162H260V165L262 164ZM126 164V165H125ZM164 164V163H163ZM163 164H162V166H163ZM165 164H167V163H165ZM222 164H224V163H222ZM222 164H221V167H222ZM229 164H230V162H229ZM233 164V163H232ZM232 164H230L229 166L230 167H232L231 165ZM236 164V163H235ZM242 164V166H244L243 165V163H241ZM254 164H255V162L253 163V166H254ZM257 164H258V162H257ZM161 165V164H160ZM171 165H172V163H171ZM196 165H198L199 166V164H196ZM202 165V164H201ZM225 165V164H224ZM248 165V164H247ZM263 165V164H262ZM161 166V167H162ZM166 165H164V167H165ZM187 166V165H186ZM193 166L195 167V165H194V163H193ZM208 166V165H207ZM238 166H240V165H238ZM237 165H236V167L235 166H233V168H237L238 167ZM252 166V165H251ZM252 166V167H253ZM256 166V165H255ZM176 167H174V168H176ZM184 167H185V165H184ZM188 168L190 167V166H187ZM186 167V168H187ZM197 167V166H196ZM200 168H201V166H199ZM206 167V166H205ZM212 166H210V168H211ZM213 167H214V165H213ZM212 167V169L211 170H213L214 171V169L215 168H213ZM217 167H218V165H217ZM220 167V168H221ZM224 167V166H223ZM222 167V168H223ZM250 167V166H249ZM249 167H247V168H249ZM258 167H260V166H258ZM263 167V166H262ZM47 168V169H48ZM187 168V169H188ZM200 168H197V169H200ZM209 168V167H208ZM219 168V169H220ZM229 168V167H228ZM232 168V170H234ZM239 168V167H238ZM243 168V167H242ZM247 168H246V171H247ZM261 168V167H260ZM158 169V168H157ZM163 169V168H162ZM172 169V168H171ZM179 169V168H178ZM196 169V168H195ZM197 169H196V171H197ZM202 170H203V166H202V168H201ZM218 169V170H219ZM226 169H227V167H226ZM240 169V168H239ZM251 169V168H250ZM254 169V168H253ZM159 170H161V168L160 169H158V171ZM165 170V169H164ZM168 170H169V166H168ZM189 170V169H188ZM204 170H208V169H204ZM203 170V171H204ZM217 170V169H216ZM215 170V171H216ZM217 170V171H218ZM228 170V169H227ZM230 170V169H229ZM241 170V169H240ZM258 170H259V168H258ZM155 171V172H154ZM176 171H177V169H176ZM183 171H185V170H183ZM183 171H181V172H183ZM222 171V170H221ZM231 171V170H230ZM236 171V170H235ZM238 171V170H237ZM245 171V172H246ZM251 171V173H252V171L253 172H260V171H255V169L254 170H250ZM249 171V172H250ZM262 171V170H261ZM164 172V171H163ZM172 171L170 170V173H171ZM190 172V174H191V171H189ZM208 172V171H207ZM224 172V171H223ZM228 172V171H227ZM227 172H225V173H227ZM168 173V172H167ZM186 173V172H185ZM193 173V172H192ZM194 173H195V171H194ZM197 173H198V171H197ZM199 173H200V171H199ZM199 173H198V176H200L199 175ZM205 173H206V171H205ZM205 173H203V175L205 174ZM237 173H239V172H237ZM237 173H235L236 174V176L237 177H239L238 175H237ZM243 173H244V169H243ZM247 173H248V171H247ZM263 173H264V169H263ZM174 174H176V173H174ZM182 174V173H181ZM189 174V173H188ZM208 174H212V171H210ZM222 174V173H221ZM231 174H232V172H231ZM235 174H233V177L235 176ZM240 174H242V173H240ZM239 174V175H240ZM250 174V173H249ZM261 174V173H260ZM87 175V176H86ZM169 175V174H168ZM177 175V174H176ZM183 175H186V174H182V175H180L179 174V176H183ZM195 175H196V173H195ZM201 175H202V173H201ZM207 175V174H206ZM220 175V174H219ZM225 175V174H224ZM248 175V174H247ZM263 175V174H262ZM125 176V175H124ZM171 176V175H170ZM189 176V175H188ZM197 176V177H198ZM216 176V175H215ZM221 176H223V175H221ZM228 176V175H227ZM231 176V175H230ZM229 176V177H230ZM261 176V175H260ZM187 176H185V178H186ZM190 177H192V175L191 176H189V177H187L188 179H190ZM197 177H194V179L195 178H197ZM201 178H204V177H202V176H200ZM199 177V178H200ZM225 177V176H224ZM243 177V176H242ZM246 177V176H245ZM261 177H263V179L262 180H264V176H261ZM168 178V177H167ZM172 178V177H171ZM177 178V177H176ZM179 178V177H178ZM185 178H183V180L185 179ZM200 178V179H201ZM216 178V177H215ZM219 178H220V176H219ZM226 178V177H225ZM240 180H241V175H240ZM180 179H182V178H180ZM192 179H193V177H192ZM205 179V178H204ZM218 179V178H217ZM223 179V178H222ZM221 179V180H222ZM235 179H237V178H235ZM235 179H234V181H235ZM117 180V179H116ZM174 180V179H173ZM195 180H197V179H195ZM199 180V179H198ZM210 181H211V178L209 179ZM215 180V179H214ZM224 180V179H223ZM226 181H228L227 179H225ZM261 180V179H260ZM111 181H113V180H111ZM110 181V182H111ZM185 182L183 183V184H185V183H187V182H189L190 180H184ZM199 181H202V180H199ZM204 181V180H203ZM225 181V182H226ZM115 182V181H114ZM170 182H171V180H170ZM174 182V181H173ZM191 182V181H190ZM206 182H207V180H206ZM223 182V181H222ZM232 182H233V180H232ZM237 183L239 182L240 183V181L238 180V181H236ZM260 183H261V181H259ZM259 182H258V184H259ZM192 183V187L194 188V183L193 182H191ZM200 183V182H199ZM203 183V182H202ZM205 183V182H204ZM211 183V182H210ZM229 183H231V182H229ZM111 184V183H110ZM172 184H175V183H172ZM181 184V183H180ZM190 184V183H189ZM196 184V183H195ZM216 184H217V182H216ZM221 184V183H220ZM226 184V183H225ZM228 184V183H227ZM241 184V183H240ZM263 184V183H262ZM106 185H108L107 183H106ZM113 185H111V186H113ZM163 185V186H162ZM179 185V184H178ZM196 185H198V184H196ZM201 185V184H200ZM199 185V186H200ZM161 186V187H160ZM170 186V185H169ZM173 186V185H172ZM190 186V185H189ZM206 186H209V185H206ZM220 186H222V185H220ZM231 186V185H230ZM47 187H49L48 188V190H46L45 192H44V194H37V193H34V189L36 190V191H40V190H43V189H46ZM185 187V186H184ZM210 187V186H209ZM208 187V188H209ZM227 187V186H226ZM225 187V188H226ZM264 187V186H263ZM114 188V189H115ZM165 188H166V186H165ZM164 188V189H165ZM170 188V187H169ZM171 188H173V187H171ZM179 188V187H178ZM183 187H181V190H183L182 189ZM198 188H201V187H198ZM197 187H196V189H198ZM218 188V187H217ZM112 189V188H111ZM110 189V190H111ZM113 189V191L114 192H116V190H114ZM167 189V188H166ZM175 189V188H174ZM174 189H171L172 191L174 190ZM177 189V188H176ZM180 189V188H179ZM185 189V188H184ZM191 189V188H190ZM190 189H187V190H190ZM210 189H211V187H210ZM209 189V191H211ZM219 189V188H218ZM221 189V188H220ZM227 189V188H226ZM226 189H224V190H226ZM228 189H230V188H228ZM227 189V190H228ZM264 189V188H263ZM123 190V189H122ZM125 190H127V189H125ZM130 190V189H129ZM161 190H162V188H161ZM186 190V191H187ZM193 190V189H192ZM191 190V191H192ZM202 190H204V187H203V189ZM214 190H215V188H214ZM112 191V190H111ZM124 191V190H123ZM123 191H121V194H122V192ZM146 191L144 192V194L146 193ZM193 191H195V189L193 190ZM197 191H199V190H197ZM200 191H201V189H200ZM206 191V190H205ZM209 191L207 192V195H208V193H209ZM215 191H217V194L219 193L218 191L219 190H215ZM231 191V190H230ZM25 192V193H26ZM110 192V191H109ZM119 192V191H118ZM127 192V191H126ZM142 192V191H141ZM179 192H180V190H179ZM182 193H183V191H181ZM180 192V193H181ZM220 192H222L221 190H220ZM263 192H264V190H263ZM139 193V192H138ZM153 193V194H154ZM161 193H163L162 191H161ZM166 193H168V192H166ZM175 193H176V191H175ZM179 193V194H180ZM190 193H192V192H190ZM189 192H188V194H190ZM194 193V192H193ZM198 193V195H200L201 193L200 192H197ZM204 193V192H203ZM212 193V192H211ZM225 193V192H224ZM227 193H229V192H227ZM231 194H233L232 192H230ZM259 193H261V192H259ZM110 194V195H109ZM112 194H115V193H112ZM117 194V193H116ZM115 194V195H116ZM125 194H127V193H125ZM129 194V193H128ZM144 194H142V197H143V195ZM147 195H144V197L145 198H147V197H149L148 195L149 194H151L150 193V191H149V193H146ZM154 194V195H155ZM158 194H160V192H158L156 195H158ZM188 194L186 193V195H187V198L188 197H190L191 196V194L188 196ZM206 194V193H205ZM212 194H214V193H212ZM211 194V195H212ZM216 194V195H217ZM219 194H221V193H219ZM226 194V193H225ZM225 194H223V195H225ZM129 195H131V193L129 194ZM154 195H153V197H154ZM163 195V194H162ZM162 195H159V196H162ZM165 195V194H164ZM168 195V194H167ZM182 195V194H181ZM184 195V194H183ZM194 195H196V193L194 194ZM234 195V194H233ZM233 195L231 196V200H234V199H232V197H233ZM117 196V195H116ZM118 196H120V195H118ZM122 196V195H121ZM147 196V197H146ZM151 196V195H150ZM166 196V195H165ZM185 196V195H184ZM192 196H193V194H192ZM201 196V195H200ZM204 196V195H203ZM206 196V195H205ZM204 196V197H205ZM213 196H215V195H213ZM222 196V195H221ZM227 196V195H226ZM229 196H230V194H229ZM228 196V197H229ZM237 196V195H236ZM259 196H260V194H259ZM262 198H263V200H264V193H262ZM123 198L125 197V196H122ZM133 197V196H132ZM172 197V196H171ZM179 197V196H178ZM195 197V196H194ZM193 197V198H194ZM209 197H210V195H209ZM208 197V198H209ZM217 197H219V199H220V195H218ZM235 197V196H234ZM240 196H238V198H239ZM261 197V196H260ZM259 197V198H260ZM16 198V197H15ZM15 198H13V199H15ZM58 198V197H57ZM129 198L130 197H128V201H129ZM135 200H137L136 199V197H133ZM151 197H149V199H150ZM163 198V200H164V202L166 203V201L165 200H167V199H164V197H162ZM161 198V199H162ZM192 198V199H193ZM200 198H203L202 196L200 197ZM199 198V199H200ZM207 198V199H208ZM212 198V197H211ZM237 198V199H238ZM242 198V197H241ZM262 198L260 199V200H262ZM121 199V198H120ZM125 199V198H124ZM148 199V200H149ZM157 199H159V198H157ZM157 199H156V197H155V202L157 201ZM175 199H177V198H175ZM179 199V198H178ZM180 199H181V197H180ZM183 199H184V197H183ZM189 199H191V198H189ZM221 199H223V196H222V198ZM229 199V198H228ZM229 199V201H231ZM248 199V198H247ZM117 200V199H116ZM123 200V199H122ZM133 200V199H132ZM135 200L133 201V204L132 205H134V204H136L137 205V202L136 203H134L135 202ZM142 200H145L144 198L142 199ZM147 200V201H148ZM151 200L153 201L154 199H152L151 198ZM150 200V201H151ZM162 200V201H163ZM185 200H186V198L184 199V203H185ZM201 200V199H200ZM203 200V199H202ZM205 200V199H204ZM203 200V201H204ZM217 200V199H216ZM225 200V199H224ZM224 200H222L223 202H224ZM259 200V201H260ZM15 201V200H14ZM20 201H22V202H20ZM131 201V200H130ZM146 201V200H145ZM144 202L145 204L144 205H142L141 207H140V210H139V208L137 209V210H139L140 212H141V214H142V217H145L144 215H143V213H147L148 211H150V210H153V208L154 207H156L155 206V204L153 205V203H149V202ZM161 201V200H160ZM160 201H159V203L158 204H160ZM177 201V200H176ZM188 201H190V200H188ZM195 201H197V199L195 198ZM199 201V200H198ZM197 201V202H198ZM209 201V200H208ZM211 201V200H210ZM214 201V200H213ZM221 201V200H220ZM221 201V202H222ZM226 201V200H225ZM237 201H239V200H236V203H239V202H237ZM248 201V200H247ZM245 201L246 202V204L244 205H242L241 203H239V204H241L242 206L241 207H239L238 209H236V210H234V211H231V210H227V207H224V209H226L227 211H226V213H228L229 214V217L227 218L228 220L226 221V225L224 224V228H225V226H228V225H233V229H228V230H226V234H223V235H221L222 233H224V231H222V233L220 234L221 236H219V237H217V239L216 240H214V239H212V236H211V234L213 235L214 234V231H212L211 232V234H210V236H211V239L210 240H208V234H207V236L204 234V235H202L201 233H203L204 232V228H205V226H206V224L209 222H207L206 223V221H205V219L206 220H209L208 218V216H207V214L205 213L204 215L202 214L201 216L199 215L198 217H191V214H192V211H191V214L189 215H184L185 217L186 216H190V218H192L191 220H189V224L186 222V220H185V222L188 224L187 226V228L186 229H184L183 227V229H179L178 231L176 230V231H174L173 232V234L172 233H170V234H166L169 238H168V241L169 242H166V243H170L171 244V246H172V248L170 247V249H171V252L169 253V254H167V252L168 251H166L167 250V246L166 245H163V244H165L164 242H163V244H161V245H163V246H166L165 248H166V250L164 249V251L166 252V254L167 255H164L162 258H160V257H158V255H157V257L155 256L156 255V253H155V255H154V257H156V258H160V260L158 261V259H156L157 261H158V263L160 262V264H204L205 262H204V260H206V258L207 257H209L210 259H211V261H212V263H210V264H252V262L253 263H255L256 262V254L259 252V255L261 254V252L264 250V201L263 202H261L260 201V204H258V205H256V202H252V201ZM255 201V200H254ZM33 202V201H32ZM114 202H115V200H114ZM127 202V201H126ZM158 202V201H157ZM171 202H172V200H171ZM171 202H169V203H171ZM174 202V201H173ZM187 202V201H186ZM193 202V201H192ZM200 202V201H199ZM223 202H222V205H221V207L223 208V206H225V205H223ZM243 202H244V200H243ZM68 203H66V206L68 207ZM123 203V202H122ZM131 204V202H127V204ZM141 203H142V201H141ZM149 203V204H148ZM162 203V202H161ZM168 203V204H169ZM184 203L182 204V206L181 207H183V205H184ZM208 203V202H207ZM207 203H206V205H207ZM209 203H211V202H209ZM215 203H217V202H215ZM231 203V205L233 204V201L232 202H230ZM235 203V204H236ZM19 204H13V202H11L10 204H8V200H5L4 201V203H3V205L4 206H9V205H11V210H10V212H9V215H8V221H9V223H10V227H11V229H12V231H13V234L15 235V237H17V238H19L21 235H23V234H25V232H26V229H25V226L24 225H22V223L20 224V221H21V219L23 218V215H24V213H26L25 211H27L28 210V206H26V205H24L23 207H21V208H19V207H17ZM123 204H125V203H123ZM122 204V205H123ZM138 204H140V201H138ZM157 204V205H158ZM175 204V203H174ZM179 204H181V203H179ZM187 206H189V203L187 202ZM191 204V203H190ZM202 204H203V202H202ZM221 204V203H220ZM226 204V203H225ZM65 205V204H64ZM173 205V204H172ZM200 205H201V203H200ZM200 205H199V207H200ZM230 204H229V206H228V203H227V206L230 208V206H231ZM65 206V207H66ZM125 206V205H124ZM126 206H128V205H126ZM130 206V205H129ZM140 206V205H139ZM161 207H163V206H165V205H163L162 206V204L160 205ZM160 206H158V207H160ZM169 206V205H168ZM171 206V205H170ZM170 206H169V208H170ZM174 206V205H173ZM185 206H186V204H185ZM187 206H186V210H190V208L188 209L187 208ZM192 206V205H191ZM195 206V205H194ZM193 206V207H194ZM203 206V205H202ZM201 206V207H202ZM210 206V205H209ZM123 207V206H122ZM131 207V206H130ZM138 207V206H137ZM136 207V208H137ZM158 207H156L157 209H158ZM161 207H160V209H161ZM175 207L176 206H174V209H175ZM178 207V206H177ZM176 207V208H177ZM198 207V206H197ZM200 207V209H202ZM218 207H220V205L218 206ZM233 207H234V204H233ZM136 208H134V212L136 211L135 209ZM165 208V207H164ZM195 209H197L196 207H194ZM209 208V207H208ZM213 208H214V206H213ZM235 208H237V207H235ZM234 208V209H235ZM249 208H252L253 209V211H254V215H253V217H249L248 215H247V218H246V216H245V213H246V211L249 209ZM123 208H121V210H122ZM124 209H126V208H124ZM128 209V208H127ZM130 209H132V208H130ZM143 209V210H142ZM167 208H165L164 209V211L166 210ZM171 209H173V207L171 208ZM173 209V210H174ZM178 209V208H177ZM181 209V208H180ZM183 209V208H182ZM199 209V210H200ZM204 209V208H203ZM207 209V208H206ZM205 209V210H206ZM211 209V208H210ZM233 209V208H232ZM148 210V211H147ZM168 210V209H167ZM179 210V209H178ZM186 210H184V211H186ZM192 210H194V209H192ZM199 210H196V211H199ZM204 210V211H205ZM216 210V209H215ZM4 211L6 212V210L4 209ZM157 213L159 212V211H157V210H155ZM163 211V213L165 214L167 211H165L164 212ZM181 211V210H180ZM207 211V210H206ZM205 211V212H206ZM219 211V210H218ZM221 211V210H220ZM224 212H225V210H223ZM131 212H132V210H131ZM139 212V213H140ZM152 212V211H151ZM155 212V213H156ZM160 212H161V210H160ZM175 213L177 212V211H174ZM182 212H183V210H182ZM181 212V213H182ZM203 212V211H202ZM201 212V213H202ZM214 212V211H213ZM217 212V211H216ZM137 213L138 212H136V215H134V217H136L137 216ZM149 213V212H148ZM154 213V214H155ZM157 213H156V216H158L159 215V213H158V215H157ZM178 213V212H177ZM184 213V212H183ZM182 213V214H183ZM186 213H187V211H186ZM185 213V214H186ZM188 213H190V212H188ZM196 212L194 211V213L193 214H195ZM209 213V212H208ZM211 213H212V211H211ZM123 214V213H122ZM121 214V215H122ZM129 214H131L130 212H129ZM141 214L140 215H138L139 217L141 216ZM153 214V213H152ZM152 214H150V215H152ZM164 214H162V215H164ZM168 214H169V210H168ZM179 214H180V212H179ZM192 214V216H196V214L195 215H193ZM199 213L197 212V215H198ZM221 214V213H220ZM219 214V215H220ZM117 215V214H116ZM171 215V214H170ZM170 215L168 216V217H170ZM173 215V214H172ZM177 215V214H176ZM175 214H174V216H176ZM181 215V214H180ZM214 215H215V213H213V215L212 216H210V217H212L211 218V221L209 222V223H211V222H213L214 221V219H216V218H218V220H219V218L220 217H222L221 215L218 217V216H215L214 217ZM216 215H218L217 213H216ZM222 215H223V213H222ZM227 215V214H226ZM127 216V215H126ZM132 216V217H131ZM130 217L131 218H133V213H132V215H131ZM161 216V215H160ZM174 216H171V219H170V224H172V225H175L176 223H178V222H180L181 221V219L182 218H184V217H182V215H181V217L179 216V219H180V221H179V219H178V222H176L175 223V219L178 217H176V218H173ZM58 217V216H57ZM129 216H128V218H130ZM159 217V216H158ZM166 216H164V218H165ZM223 217H224V215H223ZM120 218V217H119ZM148 218V217H147ZM146 218V219H147ZM152 218H153V216H152ZM155 218V217H154ZM172 218H173V220H174V222H172L171 220H172ZM189 218V217H188ZM188 218H185V219H187L188 220ZM214 218V219H213ZM225 218H226V216H225ZM225 218H223V219H225ZM124 219V218H123ZM126 219V218H125ZM134 219V218H133ZM138 219V218H137ZM136 218L134 219V220H137ZM142 219H145V218H141V220ZM150 219V218H149ZM157 219V221H158V224L160 223L159 222V220L158 219H160V217L159 218H156ZM116 220H117V218H116ZM131 220V219H130ZM134 220H133V222H134ZM141 220H139V222L141 221ZM152 220V219H151ZM151 220H150V225H152V223H153V221H152V223H151ZM161 220V219H160ZM167 220H169L168 218H167ZM217 220V219H216ZM121 222L120 221V219H118L117 221H115V222ZM129 221V220H128ZM127 221V222H128ZM143 221V220H142ZM146 221V220H145ZM147 221H149V220H147ZM177 221V220H176ZM184 221V219L181 221V223ZM17 222H18V224H17ZM118 222V223H119ZM136 222H137V224H136ZM138 221H135V223H134V225H138V223H139ZM164 222H166L165 224L167 225V221L165 220H163V222L162 223H164ZM218 222L219 221H217V224H218ZM243 222H246V224L244 225L243 224ZM45 223V222H44ZM90 223V225H92ZM118 223L116 224V225H113V226H117L118 225ZM129 223V222H128ZM128 223H127V225H128ZM141 223V222H140ZM145 223V225H149L148 223L146 224V222H144ZM156 224H157V222H155ZM161 223V224H162ZM175 223V224H174ZM214 223H215V221H214ZM224 223V222H223ZM24 224V223H23ZM34 224V223H33ZM86 224V225H87ZM115 224V223H114ZM123 224H124V222H123ZM143 224V223H142ZM157 224V225H158ZM160 224V225H161ZM170 224H168L167 226H165L164 224V226L165 227H168ZM216 224V225H217ZM228 224V225H227ZM96 224H93L92 226H95ZM99 225V226H100ZM108 225V226H109ZM132 225H133V223H132ZM144 225V224H143ZM147 226V227H152V226ZM153 225H155V224H153ZM160 225H159V227H160ZM183 225H186L185 223L183 224L182 223V225L181 226H183ZM209 224H207V226H208ZM214 225V224H213ZM212 225V226H213ZM223 225V224H222ZM91 226V227H92ZM123 226V225H122ZM121 226V227H122ZM125 226V225H124ZM129 226V225H128ZM131 226V225H130ZM140 226V225H139ZM138 226V227H139ZM178 226V225H177ZM211 226V225H210ZM209 226V227H210ZM219 226H221V225H219ZM96 227H98L97 225H96ZM137 227V228H138ZM147 227H146V229H147ZM157 227V226H156ZM158 227V228H159ZM186 227V226H185ZM218 227V226H217ZM222 227V226H221ZM79 228V229H80ZM84 228V227H83ZM124 227H122V229H123ZM125 228H126V226H125ZM132 228V227H131ZM136 228V227H135ZM137 228H136V231H137ZM142 228V225H141V227L139 228V230H142L141 229ZM155 228V227H154ZM157 228V229H158ZM164 228V227H163ZM163 228H159L158 230H162ZM176 228V226L174 227V229ZM181 228V227H180ZM208 228V227H207ZM223 228V229H224ZM78 229V230H79ZM85 229V228H84ZM105 229L107 230L108 228H106L105 227ZM121 229V230H122ZM127 229V228H126ZM145 229V228H144ZM142 230V232L143 231H145V230ZM149 229V228H148ZM167 229V228H166ZM168 229H170V226L168 227ZM168 229L167 230H163L164 232H166L167 231V233H168ZM210 229V228H209ZM211 229H214V227L213 228H211ZM78 230H76V231H78ZM96 230V229H95ZM139 230H138V234L139 235H141V232H139ZM153 230V229H152ZM155 230V229H154ZM208 230V229H207ZM215 230H217V229H215ZM225 230V229H224ZM100 231H98V232H100ZM110 231H113L112 233H114V231L115 230H110ZM125 231H127V230H125ZM136 231H130V233H127V234H123V236L121 235V238H122V241L120 240H117L118 241V243L120 242H122L123 244H124V246H126V247H129V246H127L128 244L127 243H129V241H130V243H132V242H135V241H137V239H134L133 238V236L135 235V232ZM147 231V230H146ZM203 231V232H202ZM206 231V230H205ZM209 231V230H208ZM218 231V230H217ZM216 231V232H217ZM103 232V231H102ZM105 232V231H104ZM107 232V234H104L103 236H104V238L105 239H107L109 236H111V235H109L108 234V231H106ZM151 232V231H150ZM156 232V231H155ZM210 232V231H209ZM216 232H215V234H216ZM74 233H77V232H74ZM79 233V232H78ZM96 233V232H95ZM121 233V232H120ZM146 233V232H145ZM160 233H161V231H160ZM219 233V232H218ZM98 234V233H97ZM100 234H103V233H101L100 232ZM100 234H99V236H100ZM157 234V233H156ZM155 234V235H156ZM163 234V233H162ZM215 234L213 235V237H215ZM30 235V234H29ZM74 235H76V234H74ZM96 235V234H95ZM94 235V236H95ZM114 235V234H113ZM112 235V236H113ZM143 235H145L144 234V232H143ZM155 235H153V234H146V237H145V239H154L153 237H156ZM160 234H158V236H159ZM219 235V234H218ZM120 236V235H119ZM136 236L137 235H135V238H136ZM157 236V237H158ZM164 236H165V233H164ZM163 236V237H164ZM27 237V236H26ZM25 237V238H26ZM114 237H115V235H114ZM163 237H162V239H163ZM102 238V237H101ZM116 238V237H115ZM114 238V239H115ZM143 238H144V236H143ZM142 238V239H143ZM210 238V237H209ZM44 239V238H43ZM99 239V238H98ZM109 239V238H108ZM113 239V238H112ZM129 239V240H128ZM131 239V240H130ZM140 239H141V237H140ZM158 239V238H157ZM160 239V238H159ZM161 239V240H162ZM46 240V239H45ZM133 240V241H132ZM154 240H156V239H154ZM160 240V241H161ZM167 240V239H166ZM31 241V240H30ZM44 241V240H43ZM42 241V242H43ZM146 241V240H145ZM150 240H148V242H149ZM158 241V240H157ZM35 242V241H34ZM47 242V241H46ZM116 242V241H115ZM137 242H139V240L137 241ZM142 242H144V239H143V241ZM142 242H139V244H141ZM147 242V243H148ZM154 242V241H153ZM121 243V244H122ZM129 243V244H130ZM147 243H145L144 242V244H147ZM155 243H156V241H155ZM111 244V243H110ZM109 244V245H110ZM116 244H117V242H116ZM122 244V245H123ZM127 244V245H126ZM138 244V243H137ZM143 244V243H142ZM152 244H154V243H152ZM157 244V243H156ZM113 245V247H115L114 245L115 244H112ZM118 245V244H117ZM120 245V244H119ZM122 245H121V247H122ZM149 245V244H148ZM147 245V246H148ZM159 245H160V242H159ZM130 246H134L133 244L132 245H130ZM169 246V245H168ZM106 247V246H105ZM138 247V246H137ZM137 247H134L135 249H137ZM146 247V246H145ZM149 247V246H148ZM151 247V246H150ZM157 250H158V246L157 245H155L154 246ZM118 248H120V247H118ZM125 248V247H124ZM122 249L123 251L125 250V249ZM142 248V247H141ZM144 248V247H143ZM160 248H162V246L160 247ZM130 249V248H129ZM127 250L126 249V251L128 252V251H130V250H133L134 251V249L132 248V249H130V250ZM140 249V248H139ZM146 249V248H145ZM145 249H143V250H140L142 253L144 252V250ZM154 249V248H153ZM244 249H248V250H255L256 251V253L255 254H251V255H249L248 253L249 252H243V250ZM113 250H115V249H113ZM117 250V249H116ZM120 250V249H119ZM138 250V249H137ZM149 250V249H148ZM155 250V249H154ZM153 250V251H154ZM156 250V251H157ZM169 250V249H168ZM123 251H122V253H123ZM133 251H130V252H133ZM140 251H134L132 254L134 255V254H136L135 252H140ZM145 251H147V250H145ZM155 251V252H156ZM159 251V250H158ZM161 251H162V249H161ZM161 251H159L160 253H161ZM116 252V251H115ZM118 252V251H117ZM159 252H158V254H159ZM96 253V252H95ZM129 253V252H128ZM147 253H149V252H147ZM163 253V252H162ZM127 254V253H126ZM125 254V255H126ZM138 254V253H137ZM153 254V253H152ZM119 255V254H118ZM123 255V254H122ZM121 255V256H122ZM128 255V254H127ZM131 254H129L128 256H130ZM143 256H146V254H142ZM150 255H151V253H150ZM134 256H136V255H134ZM152 256V255H151ZM246 256V258L244 259L243 257H245ZM118 257V256H117ZM127 257V256H126ZM137 257V256H136ZM153 257V256H152ZM116 258V257H115ZM120 258V257H119ZM118 258V259H119ZM125 258V257H124ZM124 258H122V259H124ZM128 258V257H127ZM131 258H133V260H132V262H134L135 263V260H134V257H131ZM131 258L129 259V260H131ZM147 258H150V257H147ZM117 259V258H116ZM122 259H121V261H122ZM136 259V258H135ZM138 259H139V257H138ZM146 259V258H145ZM125 260V259H124ZM126 260H128V259H126ZM147 260V259H146ZM153 260H154V258H153ZM155 260V261H156ZM117 261V260H116ZM115 261V262H116ZM139 261H141V260H139ZM145 261V260H144ZM131 262V263H132ZM137 262V261H136ZM124 263V262H123ZM147 263V262H146ZM148 263H150V262H148ZM154 263H156V262H154L153 261V263H150V264H154ZM118 264V263H117ZM120 264V263H119ZM122 264V263H121ZM129 264V263H128ZM136 264V263H135ZM141 264V263H140ZM157 264V263H156ZM258 264V263H257ZM261 264H264V261H261Z\"/></svg>",
    "mask_w": 264,
    "mask_h": 264
},
{
    "label": "crops",
    "instance_id": "obj_3",
    "mask_svg": "<svg viewBox=\"0 0 264 264\" xmlns=\"http://www.w3.org/2000/svg\"><path fill=\"white\" fill-rule=\"evenodd\" d=\"M84 1L87 2L0 0V68H4V72L0 73V81L7 77L4 75L9 71L6 67L18 63L21 65L26 59L32 58L35 63L32 70H37L33 79L30 76L22 79L27 83L32 80L29 88L27 87L29 97L23 99L20 107L11 108L15 107L11 106L13 101L24 97L17 89L6 93L5 99L0 92V182L4 183L0 187L1 193L19 181L13 184L9 182L20 178L24 180L29 176L23 172L22 167L16 170L20 162L13 161L7 153L12 150L18 157L35 156L38 165L43 163L38 156L41 143L44 140L58 141L63 138L67 118H72L68 108L76 104L75 100L80 91L94 85L105 75L104 56L94 50L95 46H88L93 48H87L85 52L80 50L83 45L86 47L85 43L89 40L71 38L62 28L67 34L66 37L62 36L66 41L64 45L55 34V30L59 31L61 28L60 21L56 22L58 26L54 25L55 19L61 14L64 16V12L68 16L71 14L76 20L87 21L79 6L76 7ZM144 1L113 0L112 3L114 2L120 10H127ZM43 119L49 120L51 129L46 131L43 127L40 138L36 131L31 134V126ZM57 123L62 125L59 131L54 127ZM9 129L10 133L7 131Z\"/></svg>",
    "mask_w": 264,
    "mask_h": 264
}]
</instances>
